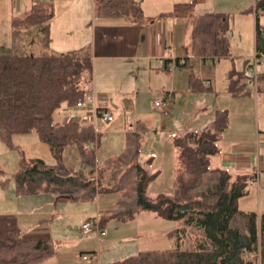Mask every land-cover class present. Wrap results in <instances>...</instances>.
Segmentation results:
<instances>
[{
  "label": "trees",
  "instance_id": "16d2710c",
  "mask_svg": "<svg viewBox=\"0 0 264 264\" xmlns=\"http://www.w3.org/2000/svg\"><path fill=\"white\" fill-rule=\"evenodd\" d=\"M196 1L176 3L157 18L184 16ZM93 5L95 14L114 16L125 11L134 23L146 21L134 0H93ZM253 6L263 10L264 0H256ZM51 14L50 3H33L24 17L11 21L12 32L40 26L45 39ZM258 14L256 58L264 53V25L258 24ZM228 28L225 13L197 16L190 32L191 55L210 60L228 57ZM166 64L164 60L162 68L168 71ZM174 64L181 65L177 60ZM255 76L264 83V73ZM90 79L88 50L41 55L0 52V139L13 148L12 135L33 133L47 145L54 160L52 165L40 158L28 162L20 155L9 178L16 195L51 194L55 201H92L96 194L114 191L118 192L115 207L98 217L100 228L111 220H134L140 212L175 223L165 234L173 238L172 248L139 250L103 264H264V211L241 210L237 205L247 194L252 176L210 164L218 153L226 112L215 111L206 129L173 136L176 166L170 192L152 197L146 188L154 175L140 163L143 137L139 128L125 137L119 155L96 166L94 151L86 147L98 137L92 126L61 123L56 118L61 106L73 107L83 96L82 86ZM190 83H195L194 78ZM69 146H75L85 169L73 170L61 161L62 150ZM56 254L48 239H24L14 217L0 215V264H42Z\"/></svg>",
  "mask_w": 264,
  "mask_h": 264
},
{
  "label": "crops",
  "instance_id": "0c3cea01",
  "mask_svg": "<svg viewBox=\"0 0 264 264\" xmlns=\"http://www.w3.org/2000/svg\"><path fill=\"white\" fill-rule=\"evenodd\" d=\"M12 1L13 5L5 8L6 12L3 16L4 19H7L6 23L9 24V34L12 36L25 34L27 40L24 45L20 44L18 46L12 40L11 44H14L11 45V50L7 48L4 50L0 46V52L13 51L41 55L88 50L91 59V79L87 89L93 95L87 108L81 110L73 109L71 112L76 116H83L86 114L88 108L91 107L108 110L111 113L112 119L107 123L97 119L91 125L93 132L98 137L86 143V147L91 148L94 153L97 152V148L100 147V141H105L103 139L101 140L103 132L117 133L118 135L115 136L118 138L114 139V141L121 146L119 150H116L118 151L117 154L107 156L100 163H97L98 157L95 154L96 166H102L111 158L119 155L124 150L125 137L132 132L138 131L136 129L139 128L140 134L143 137L140 163L149 174L154 175L146 188L148 194V187L157 178L159 171L154 170L151 166L153 157L149 156L151 151L145 146L146 141L144 140L143 134L149 131L155 132L156 128H160L167 131L164 135L166 140L172 141L173 136L176 134L186 131H199L210 127L214 121L215 111L224 110L227 115L226 124L217 141L218 153L210 158V164L231 173L251 175L252 178L248 187H254L255 195L257 196L255 203L257 207L256 211H264V140L257 139V133L264 132V113L258 114L255 110L253 114L251 105L245 98L248 97L250 101H255L259 93L262 92L264 95V83L258 80L256 76L255 79L245 77L249 76L246 72L249 63L247 60L244 61L241 70L235 69L232 64L227 69L223 66L222 68L225 69L223 71L224 79H219L216 74L219 60H231L232 58L228 37V35H232L230 28L232 26V15L243 18L246 26L250 28L251 35H253L254 53L256 20L253 14V0H197L190 12L184 16L162 18H157V16L160 13L171 10L176 3H185L190 0H134L137 2L146 20L141 23H134L125 11L114 16L95 14L93 0ZM33 3H50L51 5L52 14L46 22L47 36L45 39L42 37L40 26L29 27L27 29L22 28L17 30L16 33L12 32L11 21L24 17L30 11ZM205 13H225L227 17L230 15L228 22L231 26L227 31L228 57L210 60L209 58L194 57L191 55L189 42L194 19ZM257 22L261 26L264 25V22L259 21V17H257ZM34 34L41 35L39 40H35L36 37ZM29 36H31L32 40L28 41ZM246 55L249 56V53ZM164 60L167 61L168 71L162 68ZM174 60H177L181 65L175 66ZM191 61L201 62L199 64H203V67L204 63L208 62L212 65L210 69L206 70L202 67L192 68ZM256 75L259 74L256 73ZM193 78L195 83L192 84L190 80ZM159 79L164 80L162 86L164 90L162 91L151 87L153 81ZM253 83L255 84L254 90L256 93L255 95L252 94L253 98H251V92L248 86L253 87ZM154 90L160 94L165 92L171 98L168 101L171 107H163V109L165 108L163 115L169 123V126L165 127L163 124L165 123L164 120H160L162 116L152 119L141 114L139 99L146 94L150 95ZM189 95L190 103L188 102ZM203 98L213 101V106L208 107L206 115L201 111V106L197 108L193 107L196 106L197 102L199 105ZM61 107L56 113V118L60 122L63 115L62 109L65 106ZM188 108L190 109V113H199L197 117L199 121L195 123L191 122L190 129L188 130H174L169 113L173 110L175 112H184ZM114 116L116 117L114 118ZM115 120L117 123L115 122L109 126ZM98 124L100 131L97 130ZM17 135L23 134L12 135L10 142L14 147L7 149L14 150L17 155H21L19 146L12 141V138ZM31 141L33 142V140ZM45 146L47 147L46 144ZM4 147V142L0 139V164L2 160H6L11 165L14 162L13 157L6 155L3 149ZM32 147L38 148V145L33 142ZM173 150H175L174 147ZM142 156L145 157L141 159ZM34 158L45 160L43 157ZM173 163L175 168L176 161ZM79 168L85 169L84 166H80ZM14 172L8 174L1 164L0 215H11L14 217L22 238L48 239L51 242L57 254L42 264H103L115 260L110 257L118 250L124 252L137 244L140 236L135 233L138 232L129 234L131 235L129 237L130 239L124 242L122 241L126 238H120L119 242L110 243H106L107 241L104 240L102 241L95 233L94 239L92 240L90 238L91 245L93 246L90 245L88 248L77 250L78 252L72 250L65 252L59 251L58 240L55 236H52L51 231V210H42L41 208L35 207V205H39L37 202L42 200L38 197L41 194L16 195L13 183L9 179ZM6 178L9 180L2 182ZM113 194L118 195V192H103L96 194L92 201H78L94 203V209L82 210L87 215V219H98L102 212L113 209L118 198L117 196L114 201ZM99 203H104V206L98 208L97 205ZM240 209L245 210L244 208ZM57 213L61 215L65 211L60 210ZM141 213L144 212H140L136 218ZM59 214H54L53 217L57 218ZM144 216L146 218L157 219L152 218L148 214ZM117 223L119 222L108 221L103 228L106 229L109 224H112L114 227ZM83 254H86L88 258L81 259V255ZM124 257L126 256L121 258Z\"/></svg>",
  "mask_w": 264,
  "mask_h": 264
},
{
  "label": "rangeland",
  "instance_id": "374dc122",
  "mask_svg": "<svg viewBox=\"0 0 264 264\" xmlns=\"http://www.w3.org/2000/svg\"><path fill=\"white\" fill-rule=\"evenodd\" d=\"M13 5L12 0H0V46L2 49H8L11 50V45L16 43V46L22 44L24 45L27 36L25 34H16V35H10L9 34V24L6 23L7 19H4L5 14V8ZM230 15H228L229 20ZM259 21L264 22V9L260 10V13L258 15ZM232 20V26L229 24V27L231 28L232 35L230 34L229 37V44L231 49V60H225L221 59L218 62V66L216 69V74L219 79L223 78V71L229 67L234 66V68L241 70V68L244 65V61L247 60L248 62H251L254 53H253V35H251L250 28L246 26V22L243 18H239L238 16H231ZM5 22V23H4ZM230 31V32H231ZM40 33V30H39ZM41 34V33H40ZM35 35V34H34ZM35 40H39L41 35H35ZM14 40L15 42L11 44V41ZM32 40L31 36L28 37V41ZM10 48V49H9ZM40 48V47H39ZM86 50V49H84ZM83 51V50H82ZM249 53V56L246 54ZM246 56V57H245ZM258 63L255 64L254 70L255 74H261L264 72V53L258 57ZM201 63V62H199ZM197 62L191 61V67L192 68H199L202 67L205 70L210 69L211 63H204L199 64ZM224 66V68H222ZM249 76H245L248 78H253L254 73L251 72L248 74ZM244 77V78H245ZM164 80H154L151 87L156 88L157 90H164L163 89ZM84 87H88V83L83 84ZM249 91L251 92V98H253V95H255V84L253 83V87H249ZM253 94V95H252ZM249 104L251 105V110L256 112L258 114L264 113V95L259 93V96L254 100H251L248 97H245ZM162 100V93L151 92L150 95L146 94L144 97L139 99L140 103V110L141 114H144V116H148L149 118L155 119L157 117L162 116L160 120H164L165 123H163L166 126H169V123L164 118L163 113L165 112L164 109L166 107H171L169 102L164 103V109L158 108L154 106L155 101ZM188 102L190 103V95L188 97ZM213 101L211 99L203 98L202 102L198 105V102L196 103V106H193L195 108L201 106V111L204 112L206 115V110L208 107L213 106ZM190 105V104H189ZM127 114V113H126ZM118 115V114H117ZM128 115V114H127ZM174 130H188L190 129V123L198 122L199 119L197 117L199 116L198 112H192L190 113V109L188 108L187 111L184 112H175L173 110L169 113ZM116 116H114L115 118ZM116 120L109 124V126L113 123H115ZM119 122V121H118ZM163 122V121H162ZM205 122V121H203ZM117 123V122H116ZM202 123V121H201ZM205 124V123H204ZM105 125V124H102ZM261 125L260 119H259V126ZM203 126V125H201ZM156 128V127H155ZM202 128V127H201ZM97 130L100 131V126L98 124ZM156 131H149L144 133V140L146 148H149L151 151L150 155L153 157V162L151 164L152 168L154 170L159 171V174L157 178H155L151 184L148 187V195L149 196H155L158 193H169L170 192V183L172 180V176L174 174V161H176V152L173 150V145L171 144V141L166 140V137L164 136L167 131H164L160 128H156ZM151 134V136H150ZM117 133H102L101 140H105L103 142L100 141V144L97 148V152H95L96 156L98 157L97 163H100L103 161L104 158H106L109 155L117 154L121 146L120 144L116 143L114 139L118 138ZM38 145V148L32 147V141ZM12 141L14 144H17L19 146V150L21 151V157L24 159V161L32 160L34 157H43L47 164H54V160L51 157V155L48 153L47 147L45 144L40 142L37 137L33 134H23V135H17L12 138ZM4 152L6 155H11L13 157V164H8V161L2 160V166L5 169V171L8 174H11L14 172L17 168V160L19 159L20 155L14 151L9 150L7 148L12 149L11 147H8L4 144ZM112 150V152H111ZM145 156H142L141 159H143ZM61 161L71 167L73 170H76L80 167L79 163V157L77 155V152L74 148V146H70L69 148H66L63 150L61 154ZM99 161V162H98ZM10 162V161H9ZM0 164V166H1ZM11 181V180H10ZM11 184V183H10ZM11 188V186H10ZM114 201L116 200V197L118 195H114ZM38 197L42 199L40 202H37L39 205H35L36 208H41L42 210H51V231L52 236H55L57 238L58 243V250L59 251H76L78 252L81 249L88 248L92 242L90 238L94 239L95 232L91 229L89 231L84 232L80 229L81 223H83L85 220H87V215L82 212L83 209H89L95 208V205L93 202H70V201H55V196L51 194H41ZM256 195L254 191V187H248V193L241 197L237 205L239 208H244L245 210L253 209L256 211ZM100 198V197H99ZM35 202V203H36ZM104 203H99L98 208H101ZM96 206V208H97ZM111 206V205H109ZM60 210L65 211L63 214H59ZM54 214H59V217H53ZM146 214L141 213L139 217L135 218L133 221L129 223H117L116 226H112V224H109L106 229L103 228L104 235L98 236L102 241H107L106 243L110 242H119L120 238H126L122 242L126 241L127 239H130L131 235L139 234L140 238L137 240V244L133 245L129 250H126L124 252L117 251L114 255H112V259H119L123 256L131 255L139 250H145V249H169L174 246V240L170 236H166L165 234L172 230V228L175 226V223L172 221H164L161 219H151L146 218L144 216ZM89 219V218H88ZM118 228V229H116ZM61 230V231H60ZM93 246V245H91ZM100 248H102L100 246ZM78 250V251H77ZM108 260V259H107Z\"/></svg>",
  "mask_w": 264,
  "mask_h": 264
},
{
  "label": "built area",
  "instance_id": "2783aa9c",
  "mask_svg": "<svg viewBox=\"0 0 264 264\" xmlns=\"http://www.w3.org/2000/svg\"><path fill=\"white\" fill-rule=\"evenodd\" d=\"M255 1L256 0H253V2ZM256 13L257 14L260 13V10L256 11L253 6V14L255 15ZM257 59L258 58L253 57L252 61L248 63L246 69L247 74L251 72L254 73L253 79H255V75H256L254 66L256 63H258ZM82 90L84 91L83 96L75 102L73 107H63L62 109L63 115L61 118V123L76 122L78 125H84V124L93 125L97 119L105 123L109 122L112 119L111 113L108 110L101 108H99L98 110V107L88 108L86 114L83 116H76L74 115L73 112H71L73 109L81 110L88 107L90 99L93 94L84 86H82ZM170 99L171 98L169 95H165V97L162 98V100L155 101L154 106L158 108H163L164 103L170 101ZM257 139L264 140V132H258ZM80 229L83 231H88L92 229L98 236H102L104 234L103 228H100L98 225L97 218H89L85 220L83 223H81ZM86 258H88L86 254L81 255V259H86Z\"/></svg>",
  "mask_w": 264,
  "mask_h": 264
}]
</instances>
